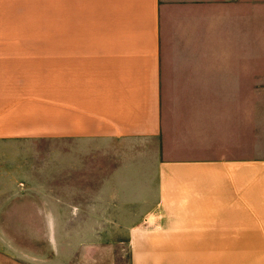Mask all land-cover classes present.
Segmentation results:
<instances>
[{"label":"crops","instance_id":"1","mask_svg":"<svg viewBox=\"0 0 264 264\" xmlns=\"http://www.w3.org/2000/svg\"><path fill=\"white\" fill-rule=\"evenodd\" d=\"M41 137L154 144L92 215L129 264H264V0H0V139Z\"/></svg>","mask_w":264,"mask_h":264},{"label":"rangeland","instance_id":"2","mask_svg":"<svg viewBox=\"0 0 264 264\" xmlns=\"http://www.w3.org/2000/svg\"><path fill=\"white\" fill-rule=\"evenodd\" d=\"M112 147L120 151L113 153ZM146 147L151 150L154 144L124 145L104 138L0 139V264H91L93 257L129 264L128 246L122 241L128 221L92 215L97 208L100 217L105 215L101 208L106 207V194L100 185L107 170L127 159L150 163ZM92 166L97 171H89ZM96 192L103 204L91 203ZM107 230L115 235L107 237ZM97 241H102L101 254L91 249Z\"/></svg>","mask_w":264,"mask_h":264}]
</instances>
